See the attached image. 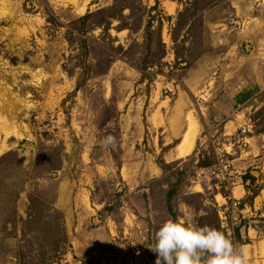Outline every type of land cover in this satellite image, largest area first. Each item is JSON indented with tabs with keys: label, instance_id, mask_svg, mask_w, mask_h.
Returning a JSON list of instances; mask_svg holds the SVG:
<instances>
[{
	"label": "rangeland",
	"instance_id": "obj_1",
	"mask_svg": "<svg viewBox=\"0 0 264 264\" xmlns=\"http://www.w3.org/2000/svg\"><path fill=\"white\" fill-rule=\"evenodd\" d=\"M108 6L107 28L77 32ZM190 115L194 144L176 157ZM3 155L20 162L2 181H24L0 264L61 224L68 242L49 264H155L172 185L176 217L208 224L213 199L222 226L247 224L249 264H264V0H89L83 13L0 0Z\"/></svg>",
	"mask_w": 264,
	"mask_h": 264
},
{
	"label": "trees",
	"instance_id": "obj_2",
	"mask_svg": "<svg viewBox=\"0 0 264 264\" xmlns=\"http://www.w3.org/2000/svg\"><path fill=\"white\" fill-rule=\"evenodd\" d=\"M114 5L117 4L114 3ZM110 11H111V7L108 6L105 8L98 9L95 13L87 12L84 15L79 16L77 20L80 22L81 28H77V32H82V33L87 32L88 29L92 28V26H97V25H103V28H107L108 24H110V18H116L118 14L116 12L111 13ZM93 15L96 16L105 15V17L99 19L96 18L97 20L92 21ZM120 16L121 18L124 19V16H122L121 14ZM127 24L128 22L123 23L122 27H126ZM128 28L130 27L128 26ZM119 48L122 50L121 45H119ZM18 162L20 161L18 159L16 160L15 158L13 159L11 158L10 160L7 159V155H3L0 158L1 167H9L10 165H14L16 163L18 164ZM160 167L165 171V169L170 166L168 163L163 161L161 162ZM23 181L24 180L22 179V177L19 178L14 177L10 180L9 183L5 184L2 181V178H0V239L1 240L3 239L2 237L6 236V233H8L6 232L8 224L11 226V228H15L18 221L20 220L15 205ZM174 194H175V186L172 185L171 188L168 189L165 194L166 207L168 212L172 215V219L176 218V214L175 211L173 210V203H172ZM255 195L256 193L254 192L253 196ZM36 200L37 199L35 198V196L29 197V201H30L29 210H33V208L35 207ZM210 203L211 204L206 205L211 213L210 215L211 220L207 225L223 230L226 234H230V237L236 242H239L241 244L249 243L250 239L246 234L243 235L241 231L242 226H244V228H247V224L243 222V219L241 218L238 224L235 225L228 224L226 228L222 226V221L218 217V211H217L218 208L216 202L212 199ZM237 208L238 209L243 208V204L237 205ZM51 212L57 213V210L52 208ZM30 218H31V213H28V218L25 219L26 221L24 220L23 223L25 224L31 221ZM23 229L25 231V227ZM228 229L230 230V233H227ZM44 233L47 236L46 238L47 240L44 241L42 244H37V245L33 244L36 245V247H34L35 248L34 250L36 252L35 254H33L32 251L30 252V250L28 251L30 252L29 254H23L19 250V245H18V249L12 254H7L5 256V259L9 255L10 256L9 261L11 262V264H49L48 262H50V260L53 258V255L55 257L60 258L64 254V246L68 242L67 235L62 224L60 226H55L51 231L47 230ZM22 235H24L23 232Z\"/></svg>",
	"mask_w": 264,
	"mask_h": 264
},
{
	"label": "clouds",
	"instance_id": "obj_3",
	"mask_svg": "<svg viewBox=\"0 0 264 264\" xmlns=\"http://www.w3.org/2000/svg\"><path fill=\"white\" fill-rule=\"evenodd\" d=\"M114 138H106L112 144ZM155 264H249L248 245L230 234L183 217L165 220L155 233Z\"/></svg>",
	"mask_w": 264,
	"mask_h": 264
},
{
	"label": "bare ground",
	"instance_id": "obj_4",
	"mask_svg": "<svg viewBox=\"0 0 264 264\" xmlns=\"http://www.w3.org/2000/svg\"><path fill=\"white\" fill-rule=\"evenodd\" d=\"M61 3L69 2L74 5L76 10L79 13H83L85 11L86 5L89 0H58ZM188 129L184 134L181 142L175 147L176 157H182L190 152L193 147L195 136L198 131V124L196 119L193 116H189L188 120ZM200 131V130H199ZM197 138V137H196Z\"/></svg>",
	"mask_w": 264,
	"mask_h": 264
},
{
	"label": "crops",
	"instance_id": "obj_5",
	"mask_svg": "<svg viewBox=\"0 0 264 264\" xmlns=\"http://www.w3.org/2000/svg\"><path fill=\"white\" fill-rule=\"evenodd\" d=\"M259 207H260V206H258V208H259ZM249 208H250V211H252V210L256 209L257 206L254 205L253 207L251 206V207H249ZM262 215H264V212H262V211H261V212H258V216H262ZM249 237H251V236H249ZM246 245H247V244H246Z\"/></svg>",
	"mask_w": 264,
	"mask_h": 264
},
{
	"label": "built area",
	"instance_id": "obj_6",
	"mask_svg": "<svg viewBox=\"0 0 264 264\" xmlns=\"http://www.w3.org/2000/svg\"><path fill=\"white\" fill-rule=\"evenodd\" d=\"M245 128H243L242 130L244 131Z\"/></svg>",
	"mask_w": 264,
	"mask_h": 264
}]
</instances>
